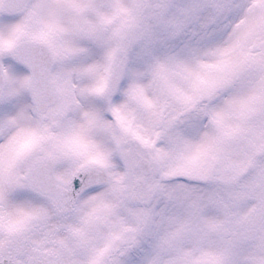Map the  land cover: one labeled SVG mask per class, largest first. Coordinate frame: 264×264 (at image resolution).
Returning a JSON list of instances; mask_svg holds the SVG:
<instances>
[{"label": "snow or ice", "instance_id": "6c2138e0", "mask_svg": "<svg viewBox=\"0 0 264 264\" xmlns=\"http://www.w3.org/2000/svg\"><path fill=\"white\" fill-rule=\"evenodd\" d=\"M0 264H264V0H0Z\"/></svg>", "mask_w": 264, "mask_h": 264}]
</instances>
